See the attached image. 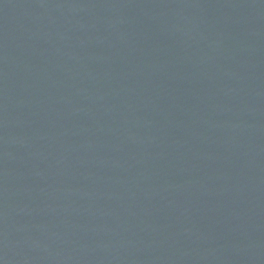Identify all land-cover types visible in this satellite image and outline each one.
I'll return each instance as SVG.
<instances>
[{
  "label": "water",
  "instance_id": "95a60500",
  "mask_svg": "<svg viewBox=\"0 0 264 264\" xmlns=\"http://www.w3.org/2000/svg\"><path fill=\"white\" fill-rule=\"evenodd\" d=\"M0 264H264V0H0Z\"/></svg>",
  "mask_w": 264,
  "mask_h": 264
}]
</instances>
